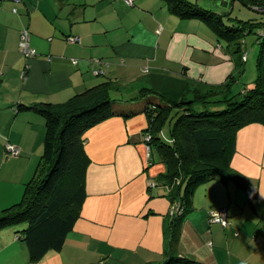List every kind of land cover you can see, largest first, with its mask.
I'll return each instance as SVG.
<instances>
[{
	"label": "crops",
	"instance_id": "crops-1",
	"mask_svg": "<svg viewBox=\"0 0 264 264\" xmlns=\"http://www.w3.org/2000/svg\"><path fill=\"white\" fill-rule=\"evenodd\" d=\"M24 29L35 51L31 58L19 52ZM235 58L202 21L174 16L163 0H134L132 5L125 0H0V211L22 199L43 148L44 117L18 105L64 103L111 80L119 85L110 89L121 99L116 108H134L142 103L134 96L147 85L148 74L220 84L234 72ZM147 124L138 112L112 116L88 129L83 135L90 159L86 198L64 244L31 263L16 235L19 227L7 225L0 228V264L165 260L177 201H170V188L159 178L165 165L150 161L156 152L145 140ZM229 168L255 196L233 179L198 186L191 209L177 224L172 252L185 259L178 264H264V125L237 131ZM217 208L228 212L226 227L210 221Z\"/></svg>",
	"mask_w": 264,
	"mask_h": 264
},
{
	"label": "trees",
	"instance_id": "trees-1",
	"mask_svg": "<svg viewBox=\"0 0 264 264\" xmlns=\"http://www.w3.org/2000/svg\"><path fill=\"white\" fill-rule=\"evenodd\" d=\"M163 1L174 16L202 21L224 50L236 56L234 72L214 85L164 73L148 74L147 85L134 96L142 103L134 108L121 104L116 108V101L121 99L112 97L110 89L116 83L111 80L75 94L64 103L18 105L20 110L31 109L44 117L45 135L40 163L26 183L22 199L0 211V228L24 225L16 235L26 245L31 263L38 262L49 250L60 249L72 230L86 198L90 159L84 150L83 135L115 115L129 118L138 112L145 114L148 124L144 135H149L150 152H156V159L150 161L165 165L166 171L159 178L170 188V201H177L178 208L170 221L168 257L159 264L185 261L172 251L177 224L191 209L198 186L210 180L233 179L251 198L255 196L242 177L231 174L229 163L237 131L248 124L264 125V0H216L223 12L202 8L189 0ZM236 3L260 15L247 20L238 15L231 17ZM247 34H253L258 44L256 76L249 87L233 92L232 87L244 72L240 38ZM166 124L167 134L162 137Z\"/></svg>",
	"mask_w": 264,
	"mask_h": 264
},
{
	"label": "rangeland",
	"instance_id": "rangeland-1",
	"mask_svg": "<svg viewBox=\"0 0 264 264\" xmlns=\"http://www.w3.org/2000/svg\"><path fill=\"white\" fill-rule=\"evenodd\" d=\"M193 3H197L198 5L204 3L208 6L205 7V9L214 11L215 7L214 4H217L216 0H209V1H205V0H189ZM206 2V3H205ZM229 11L232 10V8L228 9ZM226 10V11H228ZM220 12V11H219ZM239 16L242 18V20H247L248 18H255L258 17L260 14L255 12L254 10H251L249 8H247L244 5H241L239 3H236L235 7L233 8L232 12L230 13L231 17H235V16ZM226 22L228 23V20H226ZM230 23V22H229ZM241 41V49L243 51V54L245 55V60H244V72L241 75V78L239 80V83L236 84L235 86H233L232 91L236 92L241 90L244 87H249L255 76H256V71H255V58H256V54L258 51V44L255 41V36L253 34H247L245 36H242L240 38ZM130 95H132L131 93H129ZM226 97V96H225ZM140 102V101H139ZM135 105V104H134ZM167 129H168V125L166 124L161 132V136L162 137H166L167 134ZM156 159V156H155ZM19 228L24 227V225L19 224L18 226Z\"/></svg>",
	"mask_w": 264,
	"mask_h": 264
},
{
	"label": "built area",
	"instance_id": "built-area-1",
	"mask_svg": "<svg viewBox=\"0 0 264 264\" xmlns=\"http://www.w3.org/2000/svg\"><path fill=\"white\" fill-rule=\"evenodd\" d=\"M15 2H18L19 0H13ZM126 3L129 5H132L134 3V0H125ZM262 11H264V5L261 8ZM15 12V9H13ZM29 39L30 34L29 31L24 29L20 32V39H19V52L20 54L25 58H31L35 56V51L30 47L29 45ZM145 140L149 141V135L145 136ZM7 148L13 152V154H16L18 151L16 148L8 145ZM178 207H175L172 209V213H175ZM210 221L219 224L222 227H226L229 223L228 219V212L226 208H217L210 212ZM102 264V263H100Z\"/></svg>",
	"mask_w": 264,
	"mask_h": 264
},
{
	"label": "water",
	"instance_id": "water-1",
	"mask_svg": "<svg viewBox=\"0 0 264 264\" xmlns=\"http://www.w3.org/2000/svg\"><path fill=\"white\" fill-rule=\"evenodd\" d=\"M146 142H148V141H146ZM147 145L149 146V144L147 143Z\"/></svg>",
	"mask_w": 264,
	"mask_h": 264
},
{
	"label": "clouds",
	"instance_id": "clouds-1",
	"mask_svg": "<svg viewBox=\"0 0 264 264\" xmlns=\"http://www.w3.org/2000/svg\"><path fill=\"white\" fill-rule=\"evenodd\" d=\"M169 143H171V141H169Z\"/></svg>",
	"mask_w": 264,
	"mask_h": 264
}]
</instances>
